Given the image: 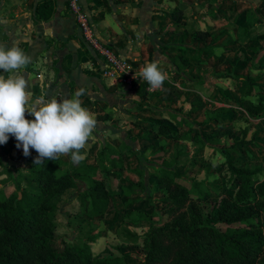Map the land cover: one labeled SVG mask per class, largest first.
Wrapping results in <instances>:
<instances>
[{
	"label": "trees",
	"instance_id": "trees-1",
	"mask_svg": "<svg viewBox=\"0 0 264 264\" xmlns=\"http://www.w3.org/2000/svg\"><path fill=\"white\" fill-rule=\"evenodd\" d=\"M38 12L43 19L51 18L54 14L53 2L44 0ZM209 36V30L194 32V37L204 42ZM207 50L211 51L210 48H198L196 58ZM246 59L239 58L241 61ZM236 77L238 97L231 107H221L214 112L209 108V101L193 93L187 98L191 105L188 115L191 117L193 113L206 110V119H188L189 128L181 134L179 128L184 124L179 115H182L183 108L169 111L172 119L163 118L160 122L150 123L142 138L155 142L167 137L177 141L183 138L202 141L203 144L222 137L235 138L231 123L240 114L259 120L264 129V94L257 93L261 85L259 81L264 75ZM191 86L180 87L167 78L160 90L150 92L149 84L142 80L137 94L142 102L157 99L160 103L178 104L183 102L187 87ZM144 106L141 104L139 107ZM201 126H212V135L204 138L198 128ZM239 145H247L246 140L220 148L234 192L226 194L224 190H216L220 200L214 207V223L208 221L209 216L205 215L201 203L192 195V188L196 192L202 191L199 182L195 180L190 188L182 181L178 168L187 163L181 160L185 154L175 152L170 160L165 159L152 166L155 184L147 198L153 202L155 192L163 196L166 222L159 223L154 214L134 208L137 199H131L132 196L137 194L141 199L149 185L145 166L131 169L139 179L131 181V187L124 189L130 207L126 219L128 224L136 227H148V231L142 237L128 229L123 236L128 241L142 240L145 251L142 263H132L125 256L94 257L90 245L93 238L81 246H65L61 250H56L53 244V235L58 228L59 203L68 191L85 188L88 201L83 211L91 220H103L112 205L118 204L117 192L109 178L115 170L130 169L127 162L130 155L126 154H134L130 147L125 145L124 149H118L104 144L96 164L82 160L65 171L58 172L56 160L51 159L43 163H35L34 159L26 173L17 172L18 177L5 168L2 173H7L13 182L0 183V264H264V179H261L264 164L241 165V161L234 158ZM126 149L129 151L125 152ZM163 152L160 156L166 155L165 149ZM139 154L134 155L138 157ZM142 158L144 156L140 155L138 160ZM212 213L209 212L210 215Z\"/></svg>",
	"mask_w": 264,
	"mask_h": 264
},
{
	"label": "crops",
	"instance_id": "crops-1",
	"mask_svg": "<svg viewBox=\"0 0 264 264\" xmlns=\"http://www.w3.org/2000/svg\"><path fill=\"white\" fill-rule=\"evenodd\" d=\"M43 1L0 0V43L10 47L19 41L32 56V62L22 70L32 100L41 95L71 98L76 91L85 90L82 106L95 115L97 124L81 153L85 156L83 160L92 164L97 163L104 144L118 149L126 145L136 154L149 143L150 139L142 136L150 123L160 122L166 116L172 119L169 111L184 109L182 102L160 103L157 99L142 102L137 89L143 80L139 78L140 70L147 63L157 61L167 78L180 87L193 85L187 87L182 100L188 112L191 105L187 98L193 93L202 95L213 109L208 95H214L216 88L215 61L247 58L238 61L241 69L257 59L256 65L262 67L253 65L254 69L264 71V0H81L95 35L128 63L132 75L138 76L139 81L133 84L115 82L104 74L105 62L83 39L68 0H51L54 14L49 19L39 15ZM197 30L210 31L206 42L194 37ZM227 46L232 48L221 49ZM198 48L211 51L196 58ZM200 65L212 70L206 75L199 73ZM238 72L234 68L228 77L234 79L241 75ZM0 75L8 74L0 71ZM160 89L150 87L149 91ZM141 104L145 106L139 107ZM205 112L191 115L203 121ZM26 118L34 119L27 112ZM16 144L12 135L5 144H0V175L8 179L6 184L12 181L7 173H2L5 168L13 174L27 172L21 169L25 164L30 167L38 155L30 149L25 156L22 146L17 148ZM134 154L133 159H137ZM56 160L66 170L79 164L72 162L70 155H61Z\"/></svg>",
	"mask_w": 264,
	"mask_h": 264
},
{
	"label": "rangeland",
	"instance_id": "rangeland-1",
	"mask_svg": "<svg viewBox=\"0 0 264 264\" xmlns=\"http://www.w3.org/2000/svg\"><path fill=\"white\" fill-rule=\"evenodd\" d=\"M262 31V30H260ZM264 32V31H263ZM232 48V47H231ZM231 48L222 47V50H230ZM263 53V52H262ZM264 54V53H263ZM232 59V57L230 58ZM240 61V60H238ZM233 60L230 62L217 63L214 62V95L209 94L208 97L212 102L214 112L218 108L228 107L235 103L238 97V91L236 90L237 77L230 79L228 72L231 70H239L241 75L251 74L254 76L264 75V71L254 69L253 65L256 64L257 59L248 63V66L240 69L239 62ZM229 65V69L228 66ZM218 71H216L217 69ZM212 68L206 65H200L198 72L206 75ZM219 77V78H218ZM261 85L257 88V93L264 94V78L261 80ZM205 94V93H204ZM185 101L182 102L184 109L179 115L183 121V126L179 128L181 134L188 130V119L197 120L198 117L188 115V109H186ZM166 118H168L166 116ZM183 118V119H182ZM200 118V117H199ZM238 119L232 121L233 130L236 133L235 138L222 137L220 139H214L212 141L207 140L205 144L202 141L185 140L183 138L178 141L172 137H167L162 141H150L145 146L137 150L144 158L138 160L133 159V154L126 153L128 156V164L130 169L127 170H115L112 176L109 178L110 184L117 192L116 206L112 205L110 213L103 220H91L85 216L83 208L87 205L88 196L85 193V188H77L68 191L62 201L59 203L58 211V228L53 235V244L56 250H61L65 246H81L83 243H88L92 238L94 241L90 243L94 257H106V256H125L128 261L132 263H142L145 259V251L143 249V242L128 241L124 238L125 230H131L136 232L140 236H145L148 231V227H136L128 224L126 219V212L129 210L128 197L125 195V187H131V181L138 180L139 177L134 174L131 169H135L142 164L145 166L146 180L149 185L148 190L143 193L138 199L137 194H134L131 199H137L134 208L141 209L154 214V219L157 222H166L167 215L164 213L166 204L163 201V196L160 193L155 192L153 196V202H149L147 194L154 190L153 184L155 179L152 178L153 164L162 163L163 160H170L172 154L175 152H181L185 154L182 157V162H187L178 168L179 173L182 176V181L188 184L190 188L197 182L202 189L201 192H196L192 188V195L198 199L201 203L205 215L209 216L208 221L214 223L215 211L214 207L219 202L220 197L216 190H224L226 194H233V183L230 181V173L226 167L225 156L220 151L223 146H230L232 144L246 140L247 145H239L240 147L234 152V158L241 161V165L255 166L264 164V129L260 125L259 120L247 118L243 115H239ZM204 138L212 135V126L198 127ZM253 141V142H252ZM165 149L166 155L163 154ZM143 153V154H141ZM132 158V161L130 160ZM136 163V164H135ZM56 160L57 171H65L60 167ZM137 165V167H136ZM29 169L28 164H25L21 170L27 171ZM21 173H26L20 171ZM15 177L18 174L15 173ZM0 175V183L6 184L8 179H5ZM10 179V178H9ZM264 179V172L261 176ZM12 182L13 180L10 179ZM9 182L8 184H12ZM201 182V183H200ZM152 183V185H151ZM77 196V197H76ZM139 197V198H140ZM154 211L157 213H154ZM209 212H213L211 215Z\"/></svg>",
	"mask_w": 264,
	"mask_h": 264
},
{
	"label": "clouds",
	"instance_id": "clouds-1",
	"mask_svg": "<svg viewBox=\"0 0 264 264\" xmlns=\"http://www.w3.org/2000/svg\"><path fill=\"white\" fill-rule=\"evenodd\" d=\"M32 62V56L24 51L20 42L10 47L0 43V144L9 136L15 137L16 147L22 146L25 156L34 149L38 155L35 163L56 160L61 155H70L72 162L79 163L85 156V148L96 128L95 115L82 106L84 89L71 98L41 95L31 99L29 82L23 69ZM139 78L152 89H159L167 79L157 61L141 68ZM26 112L34 119L26 118Z\"/></svg>",
	"mask_w": 264,
	"mask_h": 264
},
{
	"label": "built area",
	"instance_id": "built-area-1",
	"mask_svg": "<svg viewBox=\"0 0 264 264\" xmlns=\"http://www.w3.org/2000/svg\"><path fill=\"white\" fill-rule=\"evenodd\" d=\"M69 9L76 17L83 39L105 62L104 74L115 82L133 84L139 81L138 76L130 73L128 63L106 47L95 35L90 17L82 8L81 0H68Z\"/></svg>",
	"mask_w": 264,
	"mask_h": 264
}]
</instances>
